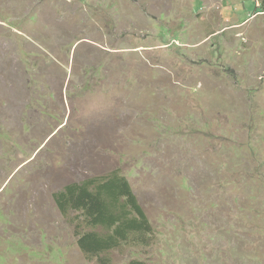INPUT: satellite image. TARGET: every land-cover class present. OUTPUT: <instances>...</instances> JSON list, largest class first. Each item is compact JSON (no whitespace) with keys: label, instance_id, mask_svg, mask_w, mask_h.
<instances>
[{"label":"rangeland","instance_id":"obj_1","mask_svg":"<svg viewBox=\"0 0 264 264\" xmlns=\"http://www.w3.org/2000/svg\"><path fill=\"white\" fill-rule=\"evenodd\" d=\"M255 0H0V264H104L54 194L124 176L150 246L106 264H264Z\"/></svg>","mask_w":264,"mask_h":264},{"label":"trees","instance_id":"obj_2","mask_svg":"<svg viewBox=\"0 0 264 264\" xmlns=\"http://www.w3.org/2000/svg\"><path fill=\"white\" fill-rule=\"evenodd\" d=\"M255 1L264 13V0ZM54 200L64 216L81 215L78 246L88 260L106 264L103 256L123 245L150 246L153 227L128 180L118 173L69 184L54 194Z\"/></svg>","mask_w":264,"mask_h":264}]
</instances>
